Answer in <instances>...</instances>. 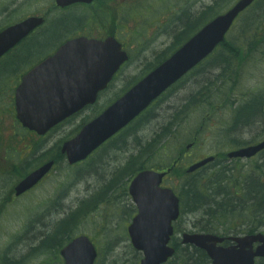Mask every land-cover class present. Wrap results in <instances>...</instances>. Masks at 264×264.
<instances>
[{
    "label": "rangeland",
    "instance_id": "374dc122",
    "mask_svg": "<svg viewBox=\"0 0 264 264\" xmlns=\"http://www.w3.org/2000/svg\"><path fill=\"white\" fill-rule=\"evenodd\" d=\"M127 1L131 3V0ZM235 1L134 0L133 4H128L124 13L119 17L113 15L107 21L104 30L111 32L116 24L122 23L118 33L121 32L120 38L125 42L129 61L95 105L82 110L47 135L38 136L23 129L16 118L14 94L20 76L52 52L59 42L85 31L98 35L103 27L94 23L90 29L86 10L81 7L60 11L53 0H0V30L29 16H46L48 19L29 36L25 46L21 43L0 61V264H14L12 259L17 258H23L21 264H64L60 253L63 247L41 244L66 216L78 212L82 203L77 219L70 221L73 228L63 235L69 233L70 237L64 241L69 242L82 234L89 236L98 249L94 264H141L143 253L134 248L127 230L138 212L129 192L138 173L133 170L142 162L147 168L159 169L163 162V166L168 167L195 136L198 144L182 157L177 170L163 182V186L172 188L179 195L182 209L181 216L174 222L175 234L171 241L179 250L167 264H180L179 259L187 255L183 251L187 245L182 244L184 232H211L206 231L211 225L205 211L207 207L203 209L201 203H195L198 207H193L190 199L182 201L180 195L186 183L182 174L199 180L202 188H212L211 184L216 188L218 174L221 177L225 174L221 169L226 168V172L229 170L226 175L232 178V174L236 179L242 173L251 172L256 161H264V153L251 160L233 161L226 157L227 152L241 145L264 139V40L244 64L234 67L233 74L239 73L236 87L224 98L214 93L223 85L222 80L217 81L223 69L218 57H229L228 48L221 45L210 58L168 89L142 116L85 161L71 165L61 149L85 124ZM255 5L262 7L260 0ZM254 8L246 13H251ZM204 12L210 16L200 24L199 17ZM251 16L254 26L259 28L256 31L264 34V11H255ZM240 20L226 37L237 47L243 43L241 30L244 26ZM189 26L192 30H188ZM43 31L46 33L42 37ZM208 82L212 85L207 86ZM239 105H249L239 114L241 121H247L243 122L246 127L242 128L240 123H235ZM211 154L225 155L211 167L187 173L191 164ZM49 160L54 164L44 179L23 196L15 197L13 188L19 180ZM20 166L22 176L16 173ZM237 224L241 225L240 222ZM214 233L236 234L223 227ZM257 264H264V259Z\"/></svg>",
    "mask_w": 264,
    "mask_h": 264
},
{
    "label": "water",
    "instance_id": "95a60500",
    "mask_svg": "<svg viewBox=\"0 0 264 264\" xmlns=\"http://www.w3.org/2000/svg\"><path fill=\"white\" fill-rule=\"evenodd\" d=\"M78 1L92 0H57V3L64 7ZM254 1L238 0L226 12L217 15L170 58L86 124L74 138L66 141L62 152L66 153L68 162L74 164L86 159L212 53L225 40L239 14ZM43 22L42 17L33 16L0 31V58ZM128 58L114 37L104 41L87 37L68 40L22 77L15 92L17 118L29 130L40 135L47 133L86 105L95 103L99 92L108 86ZM263 149L264 140L233 150L228 157L249 158ZM213 160L214 156L205 158L191 165L188 171ZM53 164L49 161L30 172L15 186V194L20 195L34 187ZM168 172L144 170L130 186L138 214L129 226V233L134 247L144 254L141 264H163L175 253L169 243L174 234L173 222L180 216V201L172 189L161 187ZM228 240L235 244L222 246L225 238L214 234L184 233L182 237L184 244L204 249L212 264H255L256 257H264L263 233L234 236ZM255 243H259L256 248ZM61 253L65 264H94L97 257V250L86 235L76 237Z\"/></svg>",
    "mask_w": 264,
    "mask_h": 264
},
{
    "label": "trees",
    "instance_id": "16d2710c",
    "mask_svg": "<svg viewBox=\"0 0 264 264\" xmlns=\"http://www.w3.org/2000/svg\"><path fill=\"white\" fill-rule=\"evenodd\" d=\"M260 1L262 3V7H257L255 5L258 3L257 0L254 4L255 10L251 11V13H244L240 17V21L244 26L241 30V38H243V43L240 44L241 47H237L233 42H229L227 40L221 44L225 48H228L226 53H228L229 56L226 57L227 59H223L222 56L218 57V63L223 64V69H221L222 75L217 76V81L222 80L223 85L222 87H218L214 93L220 95L221 99L224 98V95L229 94L236 87V81L239 73L236 72L235 75L233 74L234 67L237 68L244 64L247 57L252 53H255L261 42L264 40V34H260L256 31L259 28L258 26H254V18L251 16V14H254L255 11H264V0ZM209 16L210 14L207 12H204V14L202 13L199 17V23L201 24L202 21L204 23ZM190 29L192 30L189 26L188 30ZM184 36L185 35H182V37ZM236 61L237 65H235ZM206 85L210 86L212 84L208 82ZM256 100H258V98ZM248 106L249 105L238 106L236 112V124L243 122H241L239 114L243 108ZM253 109L255 108L253 107ZM163 163H160L159 169L175 167L173 165L174 162H172L168 167L163 166ZM140 164L141 165L134 168L133 171H140L147 168V166H145V162ZM254 164L255 166L251 172L248 171L242 173L239 178L236 179H234L232 174H230L232 178H229L226 175L227 173L229 174V170L226 172V168L221 169L220 171L225 172V174L222 177L218 174L219 179L216 181L218 187L216 186V188L213 184L210 185L212 188H202L198 183L199 180L193 178L190 179L189 175L182 174L186 183L181 191V199L184 201L186 199H190V196L193 195L196 203H201L203 205V209L207 207L205 211L206 215H208L211 219V221H209V224L211 225L207 226L206 231L214 233V231L219 230V227H223L226 231L232 230L236 234L255 233L259 231L264 232V161L260 159L259 162L256 161ZM132 166L129 170H131ZM21 172V166L19 169L16 168V173L19 176H22ZM213 189L218 190L214 192ZM94 199V203H96L97 197L95 196ZM193 207L198 206L193 205ZM80 208L78 212L74 211L72 214L70 213L68 217L66 216V218H64L61 222V225L43 243L47 246L52 244L56 247L65 246L68 241L64 240L69 239L70 236L69 233L66 236L63 235L67 232L66 230L71 231L73 228L72 222L70 221L77 219L78 214L81 212ZM239 222L241 224L240 226L237 224ZM232 223L235 224L232 225ZM55 241L58 245H56ZM177 249L179 250V248ZM183 251L187 255H184L179 259L180 264H210V259L203 250L187 245L183 248Z\"/></svg>",
    "mask_w": 264,
    "mask_h": 264
},
{
    "label": "flooded vegetation",
    "instance_id": "af4514ba",
    "mask_svg": "<svg viewBox=\"0 0 264 264\" xmlns=\"http://www.w3.org/2000/svg\"><path fill=\"white\" fill-rule=\"evenodd\" d=\"M56 1L57 0H53V4H54L55 8H57L60 11H69V10H73L74 8H77V7H81L82 9H85L86 13H87L86 19L89 22L90 29H93L94 23L96 25L100 24L103 27V31L98 35L92 34V32H90V31H85L84 33L79 34L80 36H86L89 38H94V39H99V40H104L107 37L114 36L116 39H118L123 44V47H125L124 46L125 42L120 38L121 32L118 33L119 29L122 28V23L120 25L116 24L115 28L111 32H107L106 30H104V27L106 26L107 21L110 20L113 15L119 17L122 12L124 13L125 10L127 9L128 4H133L134 0H131V3H129V1H127V0H93L91 2L79 1L76 3H72L71 5H68L65 7L58 6ZM42 17L44 18L45 22H47V20H48L47 17L46 16H42ZM73 19H74V26H75V24H76L75 18L73 17ZM51 23H49V25ZM13 24H15V23H13ZM35 30L32 33H34ZM45 33H46V31L43 33L42 37L45 35ZM23 41H21L19 44H21ZM247 145H250V143ZM184 155H185V153L183 154V156ZM204 168H206V166H204L203 169Z\"/></svg>",
    "mask_w": 264,
    "mask_h": 264
},
{
    "label": "bare ground",
    "instance_id": "6f19581e",
    "mask_svg": "<svg viewBox=\"0 0 264 264\" xmlns=\"http://www.w3.org/2000/svg\"><path fill=\"white\" fill-rule=\"evenodd\" d=\"M242 122V121H241ZM243 122H246V121H243ZM243 122L242 123H240V127L242 128V127H246V125L245 124H243ZM132 165H130L129 166V168L131 167ZM95 197V196H94ZM99 197V196H98ZM190 200L192 201V205H195V199L193 198V195L192 196H190ZM42 241H44V240H42ZM56 242V241H55ZM41 245H43L44 247H48L47 245H45V243H42ZM5 258H7V259H10L8 256H6ZM12 260H14V264H21V262H22V260H23V258L22 259H19V258H17V260H15V259H12Z\"/></svg>",
    "mask_w": 264,
    "mask_h": 264
}]
</instances>
